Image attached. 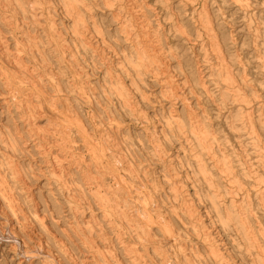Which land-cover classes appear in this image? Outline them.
<instances>
[{
	"label": "rangeland",
	"instance_id": "rangeland-1",
	"mask_svg": "<svg viewBox=\"0 0 264 264\" xmlns=\"http://www.w3.org/2000/svg\"><path fill=\"white\" fill-rule=\"evenodd\" d=\"M2 1L0 177L17 212L8 220L10 208L0 195V264H256V249L246 245L240 226L223 221L226 211L241 209L248 199L264 232V205L257 196L264 193V74H257L253 58L256 42L264 49V0H195L187 7L188 14L196 9L197 19L206 6L220 41L237 45L226 44V61L237 72L232 59L240 57L252 83L244 92L253 128L246 117H230L237 103H208L217 140L199 154L207 175L225 181L220 187L194 172L198 151L191 143L181 135V142H166L171 115L179 112L186 120L184 101L200 111L178 61L201 67L207 80L216 77L212 66L219 61L200 18L191 22L190 15H179L184 0H82L81 21L62 0H20L26 16L14 9L16 2ZM141 6L151 11L150 20L131 16L141 14ZM158 27L177 57L164 59L159 75L151 68L134 82L111 83L123 53L131 52L127 38L156 40ZM166 66L176 88L166 83ZM122 88L126 96L119 94ZM125 97L131 106L123 108ZM16 130L21 138L14 149L9 143ZM224 154L234 167L230 172L222 169ZM119 193L128 199L122 204L134 218L131 225L123 218L114 225L116 216L102 202L114 204ZM187 206L216 241L219 255L196 238Z\"/></svg>",
	"mask_w": 264,
	"mask_h": 264
},
{
	"label": "bare ground",
	"instance_id": "bare-ground-1",
	"mask_svg": "<svg viewBox=\"0 0 264 264\" xmlns=\"http://www.w3.org/2000/svg\"><path fill=\"white\" fill-rule=\"evenodd\" d=\"M62 1L71 11L72 16H75V18H80V21L84 19L85 16L82 14L83 13L82 9L84 8V6H86L85 2H83L82 0H62ZM184 1H185V4L180 7L179 15L181 16L182 14L190 15L191 18L189 17L187 18L191 22L192 20L198 21V18H200L201 26L203 27V29H205L206 34L210 40V45L212 46V49L216 52L217 58L219 59V61L216 66H212V75H216V77L210 80H207L205 78V74L203 72V69H201V67L196 66V65L193 68L186 67L183 64V61H178V68L184 70L186 80L192 83L191 89L193 90L194 93H197L198 95L196 96V105L198 106L197 109H199L200 111L195 112L193 110L194 108L191 109L188 102H185L184 100H182V102L184 101L183 109L185 110V113H186V120L183 119L182 115L179 114V112H176L175 114L171 115V117L167 120V122H165V125H164V127H166V130H165L166 142L169 143L172 140V138H175L177 139V141L181 142V138L179 136L181 135L184 141L191 143L192 146L194 147L193 150H195L196 152L198 151L197 154H195V156L197 157L196 162H197L198 169H196L194 172L196 174H199L200 172V174L204 176L203 178L206 180V182L207 181L211 182L209 183L210 187H212L215 183H216L215 187H217L219 185L220 186L223 185L225 181L223 179L221 180V177L215 180L213 178H210L207 175V172H206L207 164L202 159V156L199 154V148L201 146L211 147L212 143L216 142L217 140L212 130L213 125H211L212 123H210L211 122L210 118L208 119L207 117L208 115L206 114L207 108L209 105L208 103L218 102L219 105L221 106L227 105L229 101L233 103H237V105L235 104L233 106L232 111L230 112V115L232 116L230 117L235 118L239 115H241L242 118L246 117L249 121L248 126L250 128H253L255 121L252 118L251 116L252 113L250 112V110H248V107L246 108L247 104H249L251 100L247 97V94H245L246 92H244V89L246 90L247 88L251 87L252 83H250V80L246 76L247 69L244 63H242V60L240 57H234L232 59L233 61L239 64V67H237V72H235V69L233 68L234 65H230L226 61L227 59L224 55L225 49H227L226 44L230 46L229 48L236 49L237 45L235 43V40L232 39L231 42L226 41V43L225 42L222 43L219 38L220 34L217 32V29L214 27V25H212L210 14L208 10L206 9V6L203 5L204 7L201 9L202 11L198 14V18L196 19L195 17L196 9L194 10L193 13L191 12L190 14L187 13L189 10V8L187 7H189L192 2H195V0H184ZM2 2H4L3 3L4 6L5 5L9 6V5H12L11 4L12 2H16V6H14V9L18 7L24 13V15L26 14L24 3L20 0H3ZM164 5L166 7V2H164ZM143 8L144 6H141V9H142L141 14L132 13L133 15L131 14V16L134 18L144 17L146 18V20H150L148 12L150 13L151 11H143ZM145 9H147V7ZM3 18L6 19L8 18V16H5ZM188 24L192 26V24L190 23ZM149 25H151V23H149ZM142 26H145V24H142ZM157 30L159 32L154 31L153 33L156 36L155 37L156 40H150V41L144 40V38L141 39L139 36L134 37L133 35L127 38V40L130 41L129 46H130L131 52L129 54L123 53L124 63H119V67H118L119 73L117 75L114 74L115 75L114 77L112 75L111 78H114V79L111 80V83H116L117 87H120L121 82H123L125 78H129L130 82H134L135 79H140L141 76L147 74L151 70V68H153L155 75H159L161 73L160 71L164 72L163 69L165 68V64L163 63V60L166 58H170V57L172 58L177 57L176 54L178 53L175 52L174 46H168L169 43L166 41L165 31L161 29L160 27H158ZM177 30L181 32L183 37H185V31L181 26H177ZM143 32L144 31H142V33ZM185 39L188 40V38H185ZM259 46L260 44L256 42L253 58H255L257 62L256 63L257 70L259 69L257 74L263 75L264 74V49H261ZM165 71H166V76H165L166 83L169 85H172L171 86L172 88H176L175 81L172 79L171 75H169L167 66H166ZM108 74L110 75V73ZM208 83L216 85L218 89L216 90L211 89V85H209ZM69 86L71 88V91L74 92L75 85L69 84ZM119 94L121 96H126L125 95L126 92L124 91V88L119 89ZM252 95L254 96V94ZM121 100H123L122 102L123 108L124 107L126 108L127 105L131 106V103L128 98L125 97L124 99H121ZM31 110H32V113L35 111V109L33 108ZM33 115L34 114H32V117ZM30 116H31L30 114H27L26 121L30 122L29 124L31 126H34L31 123L32 118ZM261 125H264V124L261 123ZM231 127L235 128L236 125L233 124ZM37 128H38L37 126L31 127V129H37ZM177 130L178 132H175ZM16 136L18 137L10 136V143L8 142L12 146H14V149H15V143L18 142V139L20 140L21 138V135L19 136V132L17 130H16ZM220 161L222 162V169L225 172H230L234 169L233 165L231 164V160L226 154L223 155V158ZM8 165L11 171L13 172L14 170L13 166L10 163H8ZM234 178L237 182H239V179L237 178V176H235ZM2 179L3 177H0V195H1L2 200L7 204L8 208H10V213H9L10 215H8V220H12L13 217L16 216L17 211L13 209V202L12 200H10L12 198V195L10 194L11 192L10 193L7 192V190H10V189L2 183L1 181ZM212 181H213V184H212ZM123 195L124 194L119 193V197L117 201H115L114 204H112L111 201L106 198L102 199L103 204L104 202L106 204L105 205L106 209L108 208V211H110L112 215L116 216V221H113L114 225L118 224V218H123L129 221L130 225L132 222H134V218L131 217L130 213H128L129 210L125 208V206H123L122 204V202H124V204L128 202V199H122L124 197ZM257 196L258 197L260 196V199H261L258 205L263 206L264 205V193L262 192L258 193ZM216 198L214 199L213 204H214V207L218 209L220 207L216 205L217 204ZM243 201L244 202L242 204L241 209L232 208L231 211L229 212L226 211V220H224L223 222L228 224L233 221V222H236L238 226H240V229L243 233L246 245L248 247L256 249L255 250L256 252H253V254H255V257H256V264H264L263 263L264 261V250H263L264 232H262L261 226L257 223L255 216L253 215L252 208L250 206V201L248 199H244ZM184 204L187 205V202H184ZM231 204H232L231 206L233 205L236 206V199H232ZM224 206L228 208L226 206V203H224ZM187 207L188 208L187 209L185 208V209L188 214L187 216H188L189 224L191 225V228L193 232L195 233L196 238L198 240H201L203 244L207 245L215 256L219 255V253H217L218 245L216 244V241H214L211 238L210 233L207 231L205 226L202 225L201 220L198 218V216H196L195 210L191 209L189 206ZM192 218L194 219V221L192 220ZM185 229L188 230V227H186ZM148 242L150 244L157 246V242L154 239H151L150 237L148 238ZM178 257H179V254H178Z\"/></svg>",
	"mask_w": 264,
	"mask_h": 264
}]
</instances>
